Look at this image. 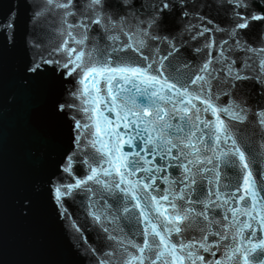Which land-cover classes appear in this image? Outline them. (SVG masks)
Listing matches in <instances>:
<instances>
[{"label": "snow or ice", "instance_id": "6c2138e0", "mask_svg": "<svg viewBox=\"0 0 264 264\" xmlns=\"http://www.w3.org/2000/svg\"><path fill=\"white\" fill-rule=\"evenodd\" d=\"M22 9L63 42L45 47L35 26L21 41ZM21 47V82L65 142L35 190L78 255L264 264V0H13L0 70ZM16 206L35 211L29 196Z\"/></svg>", "mask_w": 264, "mask_h": 264}, {"label": "water", "instance_id": "95a60500", "mask_svg": "<svg viewBox=\"0 0 264 264\" xmlns=\"http://www.w3.org/2000/svg\"><path fill=\"white\" fill-rule=\"evenodd\" d=\"M12 2L0 0V16ZM17 23L21 41L32 39L29 34L34 26L49 49L65 38L57 23L51 19L30 22V12L24 9ZM26 55L21 47L8 56L6 68L0 70V264H94L93 258L77 254L74 230L51 210L46 189L35 190L54 170L65 142L59 129L43 118L46 101L21 82L20 68ZM83 174V167L77 166V176ZM23 196H29L34 204L29 218L22 217L16 206ZM69 205L77 212L78 204L72 206L69 201ZM77 214L83 219L82 210ZM88 239L99 243L95 231L88 232Z\"/></svg>", "mask_w": 264, "mask_h": 264}]
</instances>
